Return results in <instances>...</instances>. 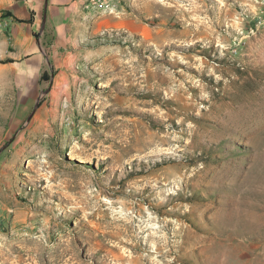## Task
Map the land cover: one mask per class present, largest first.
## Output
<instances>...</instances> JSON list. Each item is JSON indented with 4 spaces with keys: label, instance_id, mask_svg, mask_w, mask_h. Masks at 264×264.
<instances>
[{
    "label": "rangeland",
    "instance_id": "obj_1",
    "mask_svg": "<svg viewBox=\"0 0 264 264\" xmlns=\"http://www.w3.org/2000/svg\"><path fill=\"white\" fill-rule=\"evenodd\" d=\"M96 9L0 59V264H264V0Z\"/></svg>",
    "mask_w": 264,
    "mask_h": 264
},
{
    "label": "crops",
    "instance_id": "obj_2",
    "mask_svg": "<svg viewBox=\"0 0 264 264\" xmlns=\"http://www.w3.org/2000/svg\"><path fill=\"white\" fill-rule=\"evenodd\" d=\"M100 2L102 0H0V59H11V63H16L21 57L28 56L24 61L31 58L38 61V45L32 31L42 15H45V25L53 27L57 34L67 32L68 37L77 32L74 26L82 24L81 19L85 17L92 19L89 26L94 32L111 21H118L112 15H105L101 20L96 9ZM85 8H88L86 12ZM100 11L112 14V11ZM31 12L32 21L28 22Z\"/></svg>",
    "mask_w": 264,
    "mask_h": 264
},
{
    "label": "bare ground",
    "instance_id": "obj_3",
    "mask_svg": "<svg viewBox=\"0 0 264 264\" xmlns=\"http://www.w3.org/2000/svg\"><path fill=\"white\" fill-rule=\"evenodd\" d=\"M105 7H107V8H104L106 11H112V9H110L111 7H109V6H105ZM144 31V30H143ZM143 31H141V32H143ZM93 136H95L96 134H92ZM96 137V136H95ZM151 143V141L150 142H145V144H150ZM153 144V143H152ZM143 145V144H142ZM143 146H141V145H135L134 147H133V149L134 150H136V152H141L142 150H143ZM74 153V152H73ZM70 155V157L71 158H79L80 160H84V161H86V159H83V158H80V157H77V156H72V153L71 154H69ZM78 155V154H77ZM60 174H62V175H64L65 177L67 176V177H78L79 178V180L81 181V182H83V183H86V186L87 187H90V185H91V182H90V180L88 179V177L89 176H87V173L86 172H78V173H71V172H69V171H62ZM82 183V184H83ZM67 184V183H66ZM84 187V186H83ZM85 188V187H84ZM92 191V190H91ZM156 232V231H155ZM153 235V234H152ZM154 236V235H153ZM156 239H157V237H156ZM156 241V240H155ZM65 244V246H64V248H63V250H64V253H68L69 254V257H70V259H72L73 260V262L75 263V264H86V262L84 261V260H82V259H80L79 257H78V253H77V251L74 249V247L72 246V243H70V241L68 240V239H66L65 240V242H64ZM116 247V246H115ZM113 248V247H112ZM111 247H110V249L109 250H107L106 252H111L112 254H111V258L112 259H126V258H128L129 259V256H125L122 252H118V250H117V252L115 253V251H114V253H113V249H112ZM157 252V251H156ZM161 252V251H160ZM147 255V254H146ZM109 256V255H108ZM104 257L105 258H107L106 257V255H104ZM35 258V257H34ZM110 259V258H109ZM108 261V260H107ZM109 262V261H108ZM107 262V263H108ZM133 264H139L137 261L136 262H134ZM153 264V263H152ZM155 264V263H154ZM156 264H159V262H156Z\"/></svg>",
    "mask_w": 264,
    "mask_h": 264
},
{
    "label": "trees",
    "instance_id": "obj_4",
    "mask_svg": "<svg viewBox=\"0 0 264 264\" xmlns=\"http://www.w3.org/2000/svg\"><path fill=\"white\" fill-rule=\"evenodd\" d=\"M28 22H31L32 21V12H31V17L27 20ZM37 33H34L33 32V36L36 38L37 37ZM47 75L48 73L46 71H44L41 75H40V79H44V78H47Z\"/></svg>",
    "mask_w": 264,
    "mask_h": 264
},
{
    "label": "water",
    "instance_id": "obj_5",
    "mask_svg": "<svg viewBox=\"0 0 264 264\" xmlns=\"http://www.w3.org/2000/svg\"><path fill=\"white\" fill-rule=\"evenodd\" d=\"M43 16L45 17V15H43ZM44 17H43V20H42V21H43L42 26H43V24H44Z\"/></svg>",
    "mask_w": 264,
    "mask_h": 264
},
{
    "label": "built area",
    "instance_id": "obj_6",
    "mask_svg": "<svg viewBox=\"0 0 264 264\" xmlns=\"http://www.w3.org/2000/svg\"><path fill=\"white\" fill-rule=\"evenodd\" d=\"M104 1H106V0H103L102 2H104Z\"/></svg>",
    "mask_w": 264,
    "mask_h": 264
}]
</instances>
